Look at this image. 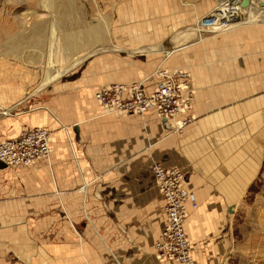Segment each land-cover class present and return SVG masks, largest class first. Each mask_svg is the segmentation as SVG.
Masks as SVG:
<instances>
[{"label":"rangeland","instance_id":"374dc122","mask_svg":"<svg viewBox=\"0 0 264 264\" xmlns=\"http://www.w3.org/2000/svg\"><path fill=\"white\" fill-rule=\"evenodd\" d=\"M226 1L59 0L70 11L60 22L59 9L45 8L46 0H0V113L13 122L43 95L76 82L97 81L100 93L106 85L145 81L159 71L185 74L192 99L186 117L217 116L226 150L216 170L205 162V186L216 172L213 191L220 198L215 205L205 202L202 264H264V0H255L253 23L202 32L198 40L193 30ZM53 35L56 71L94 53L43 87ZM193 35L187 46L162 51ZM10 43L17 49L12 53ZM13 178L20 180L18 173ZM212 209L218 219L209 221Z\"/></svg>","mask_w":264,"mask_h":264},{"label":"crops","instance_id":"0c3cea01","mask_svg":"<svg viewBox=\"0 0 264 264\" xmlns=\"http://www.w3.org/2000/svg\"><path fill=\"white\" fill-rule=\"evenodd\" d=\"M99 85L86 80L59 88L10 123L0 113V140L47 128L53 148L49 163L0 169V264H179L155 257L168 218L150 171L154 163L179 168L197 196L199 208L190 211L186 231L194 263L202 264L205 202L220 198L213 191L216 172L205 186V162L216 170L218 155L226 152L221 120L199 117L175 132L155 112L105 116ZM144 88L152 92L155 85ZM17 173L20 180L13 178ZM214 211L209 221L218 219Z\"/></svg>","mask_w":264,"mask_h":264},{"label":"built area","instance_id":"2783aa9c","mask_svg":"<svg viewBox=\"0 0 264 264\" xmlns=\"http://www.w3.org/2000/svg\"><path fill=\"white\" fill-rule=\"evenodd\" d=\"M224 6L227 7L228 3ZM217 18L212 13L199 25L208 30L214 27L212 24ZM185 78L186 75L180 72L159 71L145 81L106 85L99 93L103 114L145 116L155 112L161 120H168L170 130L182 132L191 123V119L186 117L192 99ZM155 79L160 81L155 83ZM146 83L155 85L152 92L145 90ZM52 152L51 131L47 128L26 129L17 138L0 142V162L8 168L31 167L39 160L49 162ZM150 171L165 199L168 218L156 241L155 257L158 261L195 264L186 223L190 211L199 208L197 196L186 188L185 175L179 168L154 163Z\"/></svg>","mask_w":264,"mask_h":264},{"label":"bare ground","instance_id":"6f19581e","mask_svg":"<svg viewBox=\"0 0 264 264\" xmlns=\"http://www.w3.org/2000/svg\"><path fill=\"white\" fill-rule=\"evenodd\" d=\"M46 1L47 2L45 3L44 7L48 8V9H50V8L52 9L53 7L59 9L58 10V14L60 16L59 21L60 22H65L61 18L64 17L66 15V13H70V11H68V12L66 11V8H65L66 6L63 3H56L59 0H46ZM242 1L243 0H227L223 4H220V6L218 8H216L212 12V13L215 14V17H218L216 19L215 23L212 24V26H214V27L213 28H208V30H207L206 27L204 28V27L198 25V27L195 28V30H193V34L197 33L198 35H196V34L195 35L198 36V38H199L198 40H200L202 38V32L218 33V32H222L223 30H226V29H233V28L241 26V25L253 23L254 20L256 19L255 18L256 15H257V13L253 11V9H255L254 6H256L255 5V0H251L252 1V5L249 6V7H243ZM225 3H228L227 7L224 6ZM211 21H213V20H211ZM56 32H57V29H56ZM95 32L97 33V35H100L99 31H95ZM38 33H39V31H38ZM54 39H55V35H53V38H52V44H51V48H50L51 49L50 50V56H48L49 61H48V68H47L48 69L47 77H46V79H45V81H44V83L42 85L43 87L48 86L49 84H51L55 80L61 78L62 76L67 74L70 70H72L76 66L80 65L84 61L85 58H87L89 55L94 53V52L87 53L83 57L82 56H78V57L75 58V61L73 62V64L70 67L56 71V69L53 68L54 64H53V58H52L53 57L52 51H53V47H54L53 44L55 42ZM193 39H194V35L192 36L191 40H188V41L183 42L181 44H176L175 46H172V47L166 46L164 49H162V51L163 50H169V49H172V48L176 49V48H179V47H185L188 44L192 43ZM196 40H197V38H196ZM37 43L39 44V42H37ZM8 46H9V49L11 50V53H12V50L15 49V47L13 46L12 43H10ZM15 50H17V49H15ZM171 131H174V130L172 129ZM256 160L259 161V155L256 158ZM231 212H233L232 209H231ZM234 212H235V210H234Z\"/></svg>","mask_w":264,"mask_h":264},{"label":"water","instance_id":"95a60500","mask_svg":"<svg viewBox=\"0 0 264 264\" xmlns=\"http://www.w3.org/2000/svg\"><path fill=\"white\" fill-rule=\"evenodd\" d=\"M242 5H243V7H248L250 5V0H243ZM162 123H163V126L165 127L166 130H170L167 119H163ZM5 168H7V166L4 163L0 162V169H5ZM230 212H231V209H230Z\"/></svg>","mask_w":264,"mask_h":264}]
</instances>
